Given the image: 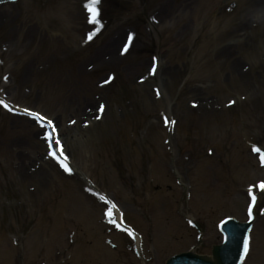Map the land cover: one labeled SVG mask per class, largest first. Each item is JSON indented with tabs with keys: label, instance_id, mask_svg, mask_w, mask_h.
Listing matches in <instances>:
<instances>
[{
	"label": "rangeland",
	"instance_id": "rangeland-1",
	"mask_svg": "<svg viewBox=\"0 0 264 264\" xmlns=\"http://www.w3.org/2000/svg\"><path fill=\"white\" fill-rule=\"evenodd\" d=\"M83 1L57 0V8L51 10L50 0H25L21 7H11L8 14H4L7 23L0 22V101L37 109L57 119L64 129L68 151L79 174L72 181L68 180L72 187L56 167L50 166L52 164L45 166V159H40L41 145L37 144L36 135L32 137L31 127L0 109V264H34L32 262L36 260L35 264H81L83 257L87 258V263L83 264H106L108 258L109 264H128L121 239L113 237L119 245L117 251L102 242L101 245L92 244V247L85 242L90 233L81 216L86 209L84 203L94 215L101 211L84 191L87 187L85 177L97 181L103 190L120 202L122 208L132 212L130 223H135L147 236H152L151 245L158 253L164 246L158 222L154 216L145 222L143 213L133 210L135 205L129 203L133 197L130 190H124L110 179V185L107 179L103 180L104 185L100 183L96 169L99 163L101 165V159L96 158L95 151H104L111 145L113 166H124L130 180L128 185L140 196L146 192L150 179L162 180L161 169L154 161L160 156L157 151L159 142L168 135L161 122L162 113L179 120L177 133L171 135L172 149L181 156L177 158L175 155V165L183 168H177L179 175L188 170L183 155L189 153L190 148L185 144V148H181V128H195L198 132L195 136H199L204 144V137L200 136L206 135L204 130L216 132V124L227 128L226 120L241 119L245 126L228 129L233 136L239 133V129L251 126L252 132L264 141V0H108V3L114 2L118 6V14L115 18L107 14L106 31L92 48L85 47L83 43L88 30L84 16L80 14ZM172 11H177L179 19H172ZM122 17H127L128 21L124 23ZM133 23L138 41L127 60L121 62L120 79H117L112 92L106 98L101 96L100 102L104 101L108 107L105 121L84 132L83 122H90V118L83 119V111L94 113L98 105L92 87L96 88V84L111 71L107 65H99L100 55L103 59L114 57L106 48L115 46L109 39L115 36L118 28H131ZM235 27L239 32H235ZM229 31L235 33L237 38L234 40L241 41L244 49L236 50L231 57L237 59L235 71L229 70L234 66L225 65L223 52H219ZM123 36L119 35L120 42ZM150 43L159 49L160 61L164 60L161 74L156 79L157 87L164 95L162 100L156 98L149 82L146 85L138 83L150 66V59L140 54L139 49ZM230 54L228 51L224 55L228 57ZM41 56L64 60L57 65ZM96 64L98 67L94 66ZM64 80L70 82L60 87ZM75 88V98L82 105V112L78 113L71 108L60 112L64 102L47 100L43 90L64 96L68 92L73 93ZM120 88L125 92L122 93ZM231 99L237 102L233 112L225 107ZM194 103H201L203 107L194 108ZM217 104L223 108L215 111ZM201 119L209 121L207 127L198 124ZM70 121L76 123L70 129L74 133L67 131ZM257 121L262 124L258 125ZM77 129H82V132L78 133ZM99 135L100 141L96 146ZM193 143L196 149L205 153L207 148L215 149L197 145L194 140ZM142 150L150 163V170L141 179L137 163L142 159L139 152ZM29 151L36 156L30 155ZM237 160L239 162V158ZM240 164H236L238 169ZM261 176L258 178H264V174ZM174 190L172 195L180 192L177 186ZM70 192L71 198L77 195L84 203L74 201V218L78 223L75 229L66 232L63 218L67 215L66 202ZM239 201V216L244 220L247 199ZM163 203V198L156 199L157 208ZM207 211L212 218L238 215L237 205L224 198H213ZM164 215L175 222L172 213ZM50 219L54 222L51 223ZM203 222L210 225L211 221L205 217ZM44 223H51L53 233L48 231L44 234ZM88 224L92 228L91 221ZM72 231H75L74 243L70 245L68 234ZM193 234L186 241L179 240L176 248L184 246V250L194 243ZM77 241L78 248H75ZM212 243H215V238L209 226L202 251L209 253ZM160 257L162 261L155 260L152 264H164L168 258L163 254Z\"/></svg>",
	"mask_w": 264,
	"mask_h": 264
},
{
	"label": "snow or ice",
	"instance_id": "snow-or-ice-1",
	"mask_svg": "<svg viewBox=\"0 0 264 264\" xmlns=\"http://www.w3.org/2000/svg\"><path fill=\"white\" fill-rule=\"evenodd\" d=\"M99 2H100V0H89V3H87V4L85 5V7L87 8V10L89 11L90 22H92V23H97V22H98L99 8L97 7V5L99 4ZM88 38H89V39L92 38V37H91V34L89 35ZM129 40H131V36L129 37ZM125 50H126V49H125ZM3 103H4L3 101H0V104H3ZM4 107H8V105H7V104H4ZM102 107H103V106H101V110H102ZM26 111H28V110H26ZM28 114L31 115V116H33V117H34L36 120H38V121H42V120L45 119V117H43V116H42L41 114H39V113H35V112H30V111H28ZM166 119H167V118H166ZM48 125H49L50 127H52V129H53L52 133H49V134H48V139H49V140H52V139H54V137H55V134H56V128H55V126L52 124L51 121H48ZM55 142H56L57 144H59V140H58V139H56ZM253 150H254V151H257V152H260V149H259V148H254ZM261 159L264 160V153L261 154ZM65 167H66V166H65ZM66 170H68L67 167H66ZM260 187H261L262 189H264V183H262V184L260 185ZM252 199L255 200L256 197L253 196ZM109 216H111V211H109ZM245 250L247 251V244H246V246H245Z\"/></svg>",
	"mask_w": 264,
	"mask_h": 264
},
{
	"label": "bare ground",
	"instance_id": "bare-ground-1",
	"mask_svg": "<svg viewBox=\"0 0 264 264\" xmlns=\"http://www.w3.org/2000/svg\"><path fill=\"white\" fill-rule=\"evenodd\" d=\"M71 107H73L75 109L76 112H79L80 108H79V105H75V104H72Z\"/></svg>",
	"mask_w": 264,
	"mask_h": 264
}]
</instances>
